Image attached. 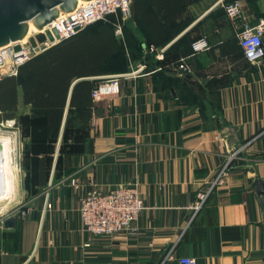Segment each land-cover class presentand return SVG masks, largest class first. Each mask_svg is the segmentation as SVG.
Masks as SVG:
<instances>
[{
  "label": "crops",
  "instance_id": "0c3cea01",
  "mask_svg": "<svg viewBox=\"0 0 264 264\" xmlns=\"http://www.w3.org/2000/svg\"><path fill=\"white\" fill-rule=\"evenodd\" d=\"M219 1L191 0L174 53L166 48L180 35L142 59L135 49L147 37L137 22L126 25L138 45L124 48L119 93L92 99L79 151L60 158L45 186L21 184L17 166L15 200L0 215V264H162L168 251L175 259L164 264L183 256L197 264H264V194L255 185L264 191V40L263 55L248 61L239 22ZM237 1L251 25L264 23V0ZM126 20L115 28L121 40ZM174 27L167 26L177 35ZM201 37L209 49L192 55L189 44ZM181 62L187 72L178 70ZM225 166L222 185L210 191ZM127 184L137 185L144 204L134 234L86 232L80 200ZM207 191L195 210L197 194ZM7 218L13 227H4Z\"/></svg>",
  "mask_w": 264,
  "mask_h": 264
},
{
  "label": "trees",
  "instance_id": "16d2710c",
  "mask_svg": "<svg viewBox=\"0 0 264 264\" xmlns=\"http://www.w3.org/2000/svg\"><path fill=\"white\" fill-rule=\"evenodd\" d=\"M235 1L222 0V3ZM190 2L132 0L130 17L123 26L124 40L115 35L120 19L111 15L20 66L16 76L1 78L0 123L15 118L19 94L22 104L29 107L18 120L23 134L29 138L24 154L33 162L31 183L36 181L38 186H45L60 158L79 151V138L86 134L91 118L92 90L101 83L100 77L124 73L118 71L124 68V48L138 45L127 35L126 25L137 22L143 30L147 43L144 48L139 45L135 50L141 52L142 59L146 58L145 50L164 48L187 29ZM170 24L178 27L177 35L167 28ZM183 35L171 43L166 52L174 53L180 43L176 42L184 41ZM70 138L73 143L67 144Z\"/></svg>",
  "mask_w": 264,
  "mask_h": 264
},
{
  "label": "built area",
  "instance_id": "2783aa9c",
  "mask_svg": "<svg viewBox=\"0 0 264 264\" xmlns=\"http://www.w3.org/2000/svg\"><path fill=\"white\" fill-rule=\"evenodd\" d=\"M132 0H90L83 2V5H77L76 9L69 13H61L57 19L46 26L41 31H36L32 35H27L25 41L11 43L0 48V80L5 76H16L20 66L28 61L44 53L48 49L58 45L78 32L84 30L91 24L98 21H105L107 17L113 15L122 21L130 17V5ZM225 15L232 21H238L240 32L237 34L238 42L243 50V54L248 61L254 62L263 55L264 40V23L251 25L245 16L239 1L223 4ZM55 29L58 38L56 39L52 30ZM49 31L53 40L47 37L43 43H37L36 47H32L28 39L34 37L38 33L45 34ZM16 45L20 46L19 51H14ZM192 55L199 54L209 49L206 38L201 37L192 41ZM37 49V51H36ZM151 47L148 53L153 52ZM144 65L140 66L135 72L142 70ZM178 70L187 72L186 63L181 62ZM120 75L102 76L103 81L91 92L94 101L117 95L119 93ZM8 122V121H7ZM6 122V123H7ZM12 123L13 121H9ZM8 122V123H9ZM1 127L3 124H0ZM227 166H225L218 174L213 182L211 189L222 185L223 178L226 175ZM76 180L72 179L71 184L76 186ZM210 191L197 194V203L195 210L202 208ZM144 209L143 200L138 191L137 185H120L112 190L90 191L80 200L79 217L83 229L96 236H110L115 233H125L132 235L135 232L134 224L136 223L140 212ZM175 256L172 251H168L162 261L174 260ZM178 264H197L195 258L177 257Z\"/></svg>",
  "mask_w": 264,
  "mask_h": 264
},
{
  "label": "water",
  "instance_id": "95a60500",
  "mask_svg": "<svg viewBox=\"0 0 264 264\" xmlns=\"http://www.w3.org/2000/svg\"><path fill=\"white\" fill-rule=\"evenodd\" d=\"M81 1L87 2L90 0H0V48L24 40L29 30L33 28L37 31L43 30L57 19L61 13H69L75 10ZM52 32L57 39L56 30L53 29ZM46 37L50 41L53 40L49 31H45V34L38 33L34 37H30L28 42L35 48L36 42L43 43ZM19 50L20 46L16 45L14 51ZM153 56H155L154 52L147 54L146 58ZM60 138L61 135L59 142ZM27 149L28 145L25 144L24 150L26 151ZM255 185L257 194L263 195V183L257 180ZM16 216L18 218L21 217V211H18ZM3 225L5 228L13 227V219H5Z\"/></svg>",
  "mask_w": 264,
  "mask_h": 264
},
{
  "label": "bare ground",
  "instance_id": "6f19581e",
  "mask_svg": "<svg viewBox=\"0 0 264 264\" xmlns=\"http://www.w3.org/2000/svg\"><path fill=\"white\" fill-rule=\"evenodd\" d=\"M83 5L81 1L78 3ZM36 29L29 30L28 35L36 33ZM25 40H22V42ZM16 140L14 136L0 132V212H4L15 200L19 182L18 167L15 164Z\"/></svg>",
  "mask_w": 264,
  "mask_h": 264
},
{
  "label": "rangeland",
  "instance_id": "374dc122",
  "mask_svg": "<svg viewBox=\"0 0 264 264\" xmlns=\"http://www.w3.org/2000/svg\"><path fill=\"white\" fill-rule=\"evenodd\" d=\"M25 112L23 111V107L20 103V101L18 102V107H17V112L15 114V118L12 120H7L9 121H13L12 123H8L7 121L2 122L3 126L5 127H1L0 126V132L1 134H9L11 136H14L15 140H16V145H17V150H16V164L19 167L20 171V183H30V173L33 172V162L31 161L30 157H26L24 152V145L27 144L28 145V141L29 138L26 137V135L23 134V127L21 126V124L19 123L18 118L24 114ZM7 122V123H6ZM1 124V123H0ZM23 174V176H22ZM9 210V208H8ZM4 212H0V215H2Z\"/></svg>",
  "mask_w": 264,
  "mask_h": 264
}]
</instances>
